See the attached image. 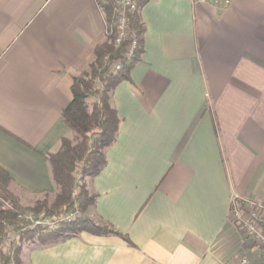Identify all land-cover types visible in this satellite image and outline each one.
Returning <instances> with one entry per match:
<instances>
[{
	"label": "crops",
	"instance_id": "crops-1",
	"mask_svg": "<svg viewBox=\"0 0 264 264\" xmlns=\"http://www.w3.org/2000/svg\"><path fill=\"white\" fill-rule=\"evenodd\" d=\"M141 16L85 212L128 240L82 231L27 246L26 264H240L234 200L264 198V0H148ZM105 18L97 0H0V169L23 205L59 191L47 155L74 138L63 110Z\"/></svg>",
	"mask_w": 264,
	"mask_h": 264
},
{
	"label": "trees",
	"instance_id": "trees-1",
	"mask_svg": "<svg viewBox=\"0 0 264 264\" xmlns=\"http://www.w3.org/2000/svg\"><path fill=\"white\" fill-rule=\"evenodd\" d=\"M147 1L142 2L141 9ZM105 9L106 36L95 46L92 61L73 77L72 100L63 110L64 122L74 132V138L62 137L60 149L47 155L59 189L55 200L50 202L46 194L42 199L23 205L20 196L10 189L13 179L0 169V246L5 242L7 226L19 236L8 252L0 250V264H26L22 254L26 245L49 246L76 237L82 231L115 234L128 240L114 227L96 223L85 215L88 207L96 202V195L88 189L87 180L106 166V151L116 141L122 123L112 105L113 92L122 81L130 79L131 70L145 49L141 9L128 14L129 31L119 45L116 44L114 6L108 2ZM134 41L136 46L129 52ZM117 62L121 64L120 69L111 71ZM98 79L101 87H98ZM68 211H77V217L64 220L58 228L51 230L42 225L34 226L28 218L31 213L38 218L39 213L46 217Z\"/></svg>",
	"mask_w": 264,
	"mask_h": 264
},
{
	"label": "built area",
	"instance_id": "built-area-1",
	"mask_svg": "<svg viewBox=\"0 0 264 264\" xmlns=\"http://www.w3.org/2000/svg\"><path fill=\"white\" fill-rule=\"evenodd\" d=\"M144 0H97V5L101 10L104 18L107 15L105 5L108 2L114 6L115 12V36L116 44L119 45L123 39H125L129 31L128 14L130 12H137L141 9V4ZM205 2L207 0H200ZM136 46V41H134L129 46V52H132ZM121 64L119 62L113 64L111 71L120 69ZM98 87H101L99 79L97 80ZM237 205H233V222L239 224L245 234L252 238L260 247L264 249V200H249L237 199ZM237 206V207H236ZM77 211L64 212L61 215L46 216L43 213H39L38 218H36L33 213L28 215V218L33 222L34 226L42 225L48 230L56 229L60 226L61 222L64 220H73L77 217ZM21 217V216H19ZM7 231L13 233L9 228ZM7 242H11L10 239H5V242L1 246L5 247ZM5 250V248L3 249ZM264 252V250H262ZM250 261V259H249ZM240 264H248V257H243ZM256 264V263H255Z\"/></svg>",
	"mask_w": 264,
	"mask_h": 264
},
{
	"label": "rangeland",
	"instance_id": "rangeland-1",
	"mask_svg": "<svg viewBox=\"0 0 264 264\" xmlns=\"http://www.w3.org/2000/svg\"><path fill=\"white\" fill-rule=\"evenodd\" d=\"M78 173H79V171H77ZM81 184V183H80ZM78 190V189H77ZM92 192V191H91ZM49 195V194H48ZM45 196V195H44ZM55 196H56V194L55 195H49V200H50V202H53V200H55ZM42 198H44V197H42ZM42 198H39V199H42ZM237 199H239V198H236L235 200H234V203H237L236 201H237ZM247 199H249V200H252V199H254V200H264V198H247ZM37 200V199H36ZM242 200L243 201H245L246 200V198H242ZM33 201H35V200H33ZM32 201V202H33ZM31 202V203H32ZM234 203H233V205H234ZM29 205V204H28ZM235 205H237V204H235ZM234 205V206H235ZM237 207V206H236ZM233 210H234V207L232 206V212H231V216H232V220H233ZM97 223V222H96ZM100 224V223H99ZM234 224H235V227H236V229H235V235H234V239H235V241H234V247L236 246V249L238 248V250H239V253H241V254H238L239 256L236 258V260L237 261H239V263H240V261H241V259L243 258V257H248V264H264V252L262 251V250H264L262 247H260L259 245H258V243H256L252 238H250V237H248L246 234H245V232H244V230H243V228L239 225V224H236L235 222H234ZM9 226H7V228H8ZM7 230V229H6ZM6 238L7 239H10V241L11 242H7V244L5 245V247H1L0 246V250H3L4 248H5V250H3V252H8L9 251V249L11 248V247H13L12 245H13V243H17V240H16V238H19V236L16 234V233H10L9 234V232L7 231V234H6ZM5 238V239H6ZM232 241H233V239H231ZM232 241H231V244H230V246L232 245ZM236 242V243H235ZM29 245V244H28ZM39 245V244H38ZM24 248H27V245L24 247ZM24 248H23V250H22V254L24 253ZM230 247L228 246V249H229ZM230 253V252H229ZM249 259H250V261H249Z\"/></svg>",
	"mask_w": 264,
	"mask_h": 264
}]
</instances>
